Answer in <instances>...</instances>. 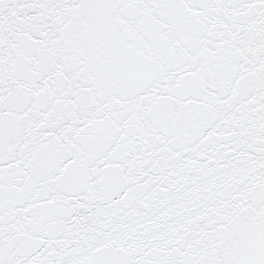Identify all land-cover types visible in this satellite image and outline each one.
<instances>
[{
	"label": "snow or ice",
	"instance_id": "6c2138e0",
	"mask_svg": "<svg viewBox=\"0 0 264 264\" xmlns=\"http://www.w3.org/2000/svg\"><path fill=\"white\" fill-rule=\"evenodd\" d=\"M0 264H264V0H0Z\"/></svg>",
	"mask_w": 264,
	"mask_h": 264
}]
</instances>
